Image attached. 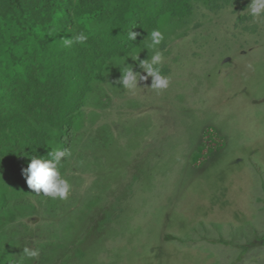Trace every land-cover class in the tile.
I'll list each match as a JSON object with an SVG mask.
<instances>
[{
  "label": "rangeland",
  "instance_id": "obj_1",
  "mask_svg": "<svg viewBox=\"0 0 264 264\" xmlns=\"http://www.w3.org/2000/svg\"><path fill=\"white\" fill-rule=\"evenodd\" d=\"M249 3L167 41L166 90L122 88L98 111L119 136L77 163L98 161L72 195L100 213L73 264H264V17L234 25Z\"/></svg>",
  "mask_w": 264,
  "mask_h": 264
},
{
  "label": "trees",
  "instance_id": "obj_2",
  "mask_svg": "<svg viewBox=\"0 0 264 264\" xmlns=\"http://www.w3.org/2000/svg\"><path fill=\"white\" fill-rule=\"evenodd\" d=\"M242 1L0 0V264H21L25 246L40 252L26 264L77 262L76 248L95 239L87 224L100 212H78L83 195L75 200L72 189L65 201L37 196L21 170L32 156L48 158L59 148L69 153L59 168L71 185L90 172L86 165L96 159L77 163L108 148L115 132L119 136L118 124H94L112 97L122 98L121 61L150 58L146 37L152 30L163 34V51L201 10L235 12L245 9ZM252 19L239 13L234 25L248 32ZM129 31L138 33L135 41L128 40ZM81 32L89 37L85 47L64 44ZM34 217L44 221L31 225Z\"/></svg>",
  "mask_w": 264,
  "mask_h": 264
},
{
  "label": "clouds",
  "instance_id": "obj_3",
  "mask_svg": "<svg viewBox=\"0 0 264 264\" xmlns=\"http://www.w3.org/2000/svg\"><path fill=\"white\" fill-rule=\"evenodd\" d=\"M246 10L254 19L264 17V0H250ZM137 35L138 33L129 31L128 40L135 41ZM88 39V35L81 32L72 39H65L64 44L70 46L75 42L77 45L85 47ZM146 39L150 41L147 47L152 49L150 58L139 60L135 65L127 64L126 61L128 59L121 61L123 68L120 70L121 76L117 83L120 88H123L127 94L132 96L136 95L140 88L151 89L159 95L170 84V78L161 72V65L164 63L165 57L159 45L164 39L163 34L159 30H152ZM130 59L134 62L138 61V54ZM149 78H151L150 84H144L143 82L148 81ZM66 155H69V153L64 150L51 148L47 153L48 158L32 156L27 167L21 170V175L25 179L28 189L43 198L58 199L60 201L67 200L71 195L72 185L62 175L59 168L62 159ZM39 255L38 249L25 246L21 253V264H26L27 261L34 260Z\"/></svg>",
  "mask_w": 264,
  "mask_h": 264
}]
</instances>
